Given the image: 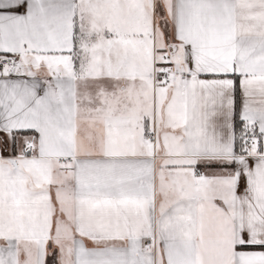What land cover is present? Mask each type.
<instances>
[{"label":"snow or ice","instance_id":"obj_1","mask_svg":"<svg viewBox=\"0 0 264 264\" xmlns=\"http://www.w3.org/2000/svg\"><path fill=\"white\" fill-rule=\"evenodd\" d=\"M0 264H264V0H0Z\"/></svg>","mask_w":264,"mask_h":264}]
</instances>
